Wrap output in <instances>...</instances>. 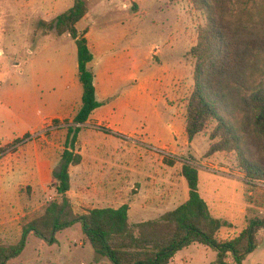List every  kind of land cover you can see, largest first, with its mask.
Segmentation results:
<instances>
[{"label": "rangeland", "instance_id": "374dc122", "mask_svg": "<svg viewBox=\"0 0 264 264\" xmlns=\"http://www.w3.org/2000/svg\"><path fill=\"white\" fill-rule=\"evenodd\" d=\"M74 2L0 0V223L8 215L19 222L56 195L53 173L67 148L69 126L53 119L41 124L72 110L83 88L75 40L39 24ZM86 5L77 29L89 31L85 37L94 55L90 68L101 107L75 144L84 158L71 168L69 196L76 211L128 204L130 223L157 220L188 198L181 168L190 162L199 170L200 194L212 214L232 225L223 229L224 237L263 217L264 180L247 177L237 151L208 156V132L192 142L186 134L196 63L191 49L203 13L192 0H86ZM242 134L244 156L264 172L263 140L253 128ZM42 159L53 166L39 177ZM15 237L7 243H18ZM57 237L59 243L49 246L31 234L10 264H109L86 243L81 224ZM215 258L212 249L196 244L170 264H215ZM245 264H264V232Z\"/></svg>", "mask_w": 264, "mask_h": 264}, {"label": "trees", "instance_id": "16d2710c", "mask_svg": "<svg viewBox=\"0 0 264 264\" xmlns=\"http://www.w3.org/2000/svg\"><path fill=\"white\" fill-rule=\"evenodd\" d=\"M192 4L205 21L198 28L197 45L191 49L196 63L194 89L186 106L187 137L192 142L208 132L212 142L208 156L237 151L247 177L264 180L263 170L250 162L241 148L242 133L250 128L264 145V0H192ZM87 12L86 0H75L68 11L39 24L43 30L55 31L58 36L69 34L75 40L83 88L81 105L73 120L67 121V148L53 173L55 197L40 211L21 218V239L14 245L0 244V264L19 258L31 234L53 246L59 243L60 232L77 224H81L87 243L110 264H170L177 253L196 244L216 253L215 264H230V259L245 264L260 246L264 216L251 218L242 231L224 237L223 229L232 225L212 214L200 194L199 170L190 162L181 168L188 198L157 220L130 223L128 204L84 209L83 213L75 210L67 194L71 190L70 168L83 161L75 144L92 113L101 107L90 68L94 55L85 37L88 30L81 34L77 29ZM166 163L174 166L176 162L167 159Z\"/></svg>", "mask_w": 264, "mask_h": 264}, {"label": "crops", "instance_id": "0c3cea01", "mask_svg": "<svg viewBox=\"0 0 264 264\" xmlns=\"http://www.w3.org/2000/svg\"><path fill=\"white\" fill-rule=\"evenodd\" d=\"M68 11V10H67ZM66 12V11H65ZM64 13V12H63ZM62 14V13H60ZM59 14V15H60ZM57 17V16H56ZM55 17V18H56ZM89 32V31H88ZM92 48V47H91ZM96 78V77H95ZM96 93H97V89H96ZM82 97V96H81ZM81 105V102L78 103L75 107H73L72 110H68L66 113L64 114H56V115H52L51 117L49 118H46L43 120L42 125H44L47 121V119H53V120H60L62 122V120H65V121H72L73 118L76 116L78 110H79V107ZM99 109V108H98ZM96 109L92 115H91V120H92V116L94 115V113H96V111L98 110ZM72 118V120H70ZM90 120V119H89ZM90 120V121H91ZM97 126H100V125H103L100 121H98V123H96ZM86 127V125H85ZM84 127V128H85ZM107 128H110V125L107 126ZM110 130V129H109ZM79 136V135H78ZM79 139V137H78ZM78 143V141H77ZM80 143V142H79ZM82 155V154H81ZM59 163V162H58ZM82 163H84V158H83V161ZM81 163V164H82ZM53 166V163L50 161V160H47V159H42L41 161H38L37 162V171H38V176L40 177V175L42 173H45L46 172V168L49 169L50 167ZM60 166V165H59ZM79 166V165H78ZM73 167H76V166H72L71 168ZM55 168H57V164L55 165ZM71 168H70V174H71ZM53 172V170H52ZM71 189H72V184H71ZM71 191V190H70ZM70 191L67 193L68 194V197L70 198ZM71 199V198H70ZM72 201V200H71ZM208 203V202H207ZM209 205V204H208ZM12 207V206H11ZM94 208H100V207H94ZM94 208H90V209H94ZM102 208H108V207H102ZM6 209V208H5ZM87 209V208H86ZM76 210V209H75ZM85 212V211H83ZM9 216V215H8ZM7 216V218H5L6 221H3L2 223H0V244H3V245H14L16 244L15 242L14 243H7L8 240H11V239H15L16 235H17V238L20 240L21 239V236H22V230H21V225H20V222H21V218L19 220V222H16L15 219L17 218H13L10 220L9 217ZM17 223V224H16ZM34 235V234H33ZM12 237V238H11ZM19 240L17 242H19ZM59 240V239H58ZM87 243V241H86ZM89 244V243H88ZM90 245V244H89ZM96 253V252H95ZM97 254V253H96ZM98 255V254H97ZM16 260V259H15ZM13 260V261H15ZM11 261V262H13ZM10 262V263H11ZM109 262V261H108ZM110 264V263H109Z\"/></svg>", "mask_w": 264, "mask_h": 264}]
</instances>
